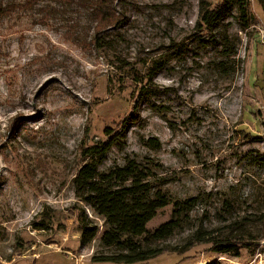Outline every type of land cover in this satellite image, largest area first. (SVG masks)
Masks as SVG:
<instances>
[{
    "label": "rangeland",
    "instance_id": "1",
    "mask_svg": "<svg viewBox=\"0 0 264 264\" xmlns=\"http://www.w3.org/2000/svg\"><path fill=\"white\" fill-rule=\"evenodd\" d=\"M207 1L213 7L221 0ZM107 6L113 17L100 25L104 48L91 42L95 21L85 0L42 3L0 20V264H113L97 262L112 252L100 245L105 222L76 198L72 179L90 161L84 148L107 142L106 131L117 135L136 111L140 123L127 127L101 169L121 166L127 156L154 159L173 180L162 188L173 199L202 197L183 229L153 244L166 251L142 264H264V239L252 226L258 239L246 235L251 244L237 258L208 243L181 252L197 227H224L214 217L224 200L234 205L232 220L264 212V166L251 160L264 155L259 2L250 0L249 30L231 20L240 42L228 74L216 73L218 54L192 43L199 0ZM155 63L163 68L153 77ZM152 137L160 149L143 146ZM83 210L99 227L85 247ZM172 211L171 204L160 209L148 232L169 222Z\"/></svg>",
    "mask_w": 264,
    "mask_h": 264
},
{
    "label": "trees",
    "instance_id": "2",
    "mask_svg": "<svg viewBox=\"0 0 264 264\" xmlns=\"http://www.w3.org/2000/svg\"><path fill=\"white\" fill-rule=\"evenodd\" d=\"M70 0H0V20L15 13L33 11L42 3H69ZM89 3L92 19L95 21V30L91 42L98 48H104L105 43L100 35L105 33L102 28L107 19L113 17L109 12L107 3L109 0H85ZM256 1V0H255ZM264 11V0H257ZM114 0H111V4ZM250 0H221L211 7L207 0H199V19L195 23L192 43L195 50H206L218 54L215 63V71L220 74H228L229 66L234 63L238 54L237 45L240 38L230 33L231 20H237L241 31H247L253 26V17L249 10ZM113 12V8L111 10ZM103 42V43H102ZM151 68L154 77L162 70L161 65ZM231 69V68H230ZM151 76V77H152ZM150 77V79H151ZM158 112L154 104L149 106ZM139 111L131 115L124 123L117 135L106 131L109 140L97 145L84 148L85 157L89 162L73 177V189L76 198L89 207L94 214L105 222L106 229L101 234L100 245L112 252L103 255L98 263H122L142 264L145 261L156 258L166 251L158 246H153L156 241L170 238L175 231L183 229L189 222V215L201 202L202 197L173 199L171 195L162 190L164 186L172 182V178L160 174L164 170L162 164L154 159L125 157L123 165H113L107 170H102L101 165L106 161L111 148H121L126 139V130L130 125L140 123ZM142 144L149 150H158L161 142L157 137L143 139ZM251 160L255 165L264 166V155L253 156ZM222 213L215 212L214 217L223 224L222 229L201 230L195 229L193 235L187 240L181 252L196 243H208L212 245V251L221 255L239 257L243 248H248L245 243L246 235L251 240L258 239L247 229L252 226L259 229V238L264 239V212L250 215L252 217H239L232 220L228 215L233 212L234 205L228 200L222 202ZM173 205V211L169 222L159 226L153 232H148L147 225L155 218L160 209ZM232 217V216H231ZM79 232L81 246L91 244L99 232L98 225L85 215L84 210L79 217ZM35 225V224H33ZM35 227H41L35 225ZM251 227V228H252ZM223 229H227L224 235H216ZM262 233H261V232ZM248 238L246 240H248ZM171 251H178L172 248ZM212 264H220L212 262Z\"/></svg>",
    "mask_w": 264,
    "mask_h": 264
}]
</instances>
